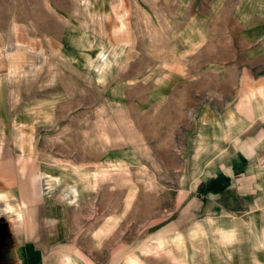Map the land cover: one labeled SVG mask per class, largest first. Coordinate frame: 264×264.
Wrapping results in <instances>:
<instances>
[{
    "label": "rangeland",
    "instance_id": "374dc122",
    "mask_svg": "<svg viewBox=\"0 0 264 264\" xmlns=\"http://www.w3.org/2000/svg\"><path fill=\"white\" fill-rule=\"evenodd\" d=\"M0 75L9 264H264V0H0Z\"/></svg>",
    "mask_w": 264,
    "mask_h": 264
},
{
    "label": "bare ground",
    "instance_id": "6f19581e",
    "mask_svg": "<svg viewBox=\"0 0 264 264\" xmlns=\"http://www.w3.org/2000/svg\"><path fill=\"white\" fill-rule=\"evenodd\" d=\"M91 45H95L93 42L91 43ZM8 54V66L7 68L9 69V73L10 75H14L16 76L17 74L22 73V69H21V57L18 54V51L12 52V53H7ZM113 55H109V54H97L96 57L94 58L93 56H86L85 57V61L87 64V67L90 69V71L96 72L97 74V78L100 79L102 78V76H104V74L107 73V66L106 63L107 62H112L114 61V59L116 60V54L112 53ZM73 58V57H72ZM92 69V70H91ZM90 73V72H89ZM91 74V73H90ZM1 78V75H0ZM260 94L263 95L264 97V90H260L259 91ZM241 111L246 110L242 105L239 106V108ZM122 117H119V120ZM122 120V119H121ZM107 126L101 122V125H99L98 129H99V134L105 135L107 137H109L108 135V128H106ZM22 143V142H21ZM22 165L20 166V172L22 175H25V173H27L28 170V163L30 162V157H23L22 158ZM37 166V165H36ZM34 167V166H33ZM7 172V171H6ZM8 173V172H7ZM16 173V172H15ZM20 177V176H19ZM31 177V181H32V189L31 192L34 194H38L41 196L42 194V174L39 171H32L30 173ZM97 177V176H96ZM20 179V178H19ZM22 179V178H21ZM24 179V178H23ZM20 181V180H19ZM22 181V180H21ZM24 181V180H23ZM27 182V181H26ZM21 184V182H20ZM19 184V185H20ZM23 185V184H22ZM27 185V183H26ZM47 186V185H46ZM27 187V186H26ZM23 188L22 190V198H21V209L17 210V216L18 218L21 219H25L28 218V214L30 213V205L32 204V202H34L33 197H28L29 195H31V193L29 194L26 190ZM29 187V185H28ZM44 190V189H43ZM1 195H4V193L0 192ZM6 198V197H5ZM14 198V197H12ZM38 198V197H37ZM12 202V201H11ZM31 203V204H30ZM36 203V202H35ZM5 204V203H4ZM7 204V203H6ZM13 204V203H12ZM13 206V205H12ZM77 206V205H76ZM77 208V207H75ZM12 209V208H11ZM16 209V208H14ZM9 210V209H8ZM77 210V209H76ZM15 214V213H13ZM34 216V215H33ZM38 217V216H36ZM16 218V217H15ZM37 221V220H36ZM37 224V223H36ZM71 225V223H70ZM36 226V225H35ZM54 243V242H53ZM46 244V243H45ZM76 252V251H75ZM61 260H60V264H71L72 263V253L69 249H63L61 250ZM79 257V256H78ZM126 263V262H125Z\"/></svg>",
    "mask_w": 264,
    "mask_h": 264
},
{
    "label": "crops",
    "instance_id": "0c3cea01",
    "mask_svg": "<svg viewBox=\"0 0 264 264\" xmlns=\"http://www.w3.org/2000/svg\"><path fill=\"white\" fill-rule=\"evenodd\" d=\"M261 85V84H260ZM260 85H258V86H260ZM264 86V85H263ZM248 87H252V88H254V87H257V86H250V85H245L244 86V88H243V90H242V92L240 93V94H242L243 93V91L246 89V88H248ZM243 95V94H242ZM242 95H241V97L239 98V100L242 98ZM259 98V100L260 99H263L264 100V98L261 96V95H259V94H257L255 97H254V99H253V109H254V112H253V115H252V117L251 118H258V117H264V113L262 112V110L261 109H259L257 106H256V99H258ZM239 102V101H238ZM240 110V109H239ZM242 113H243V111H241ZM244 115H246L245 113H243ZM247 116V115H246ZM249 117V116H248ZM256 148H258V149H264V145H258V146H256ZM262 150L261 151H259L258 152V154L260 153V152H262ZM240 158H235L234 160H233V163H234V166H236V164L237 163H240ZM262 166V165H261ZM256 167V166H255ZM258 169H260V168H257V170L256 169H254V164H253V162H250L249 163V165H248V167H247V173H249V175H253V174H256L257 172H260L261 173V171L259 170L258 171ZM260 173H259V175H260ZM1 176V175H0ZM2 177V176H1ZM1 179V178H0ZM257 180L259 181L260 180V178H257ZM243 183L245 184V185H252V183H249L248 181L246 182V180H243ZM255 184V186L261 191V192H258L259 194H261V193H263L264 194V188H263V186H262V183L260 184V183H254ZM250 185V186H251ZM254 186V187H255ZM252 187V186H251ZM250 187V188H251ZM225 189H226V186H225ZM252 189V188H251ZM33 207H35V205H32ZM262 206H264V205H261V207ZM27 241H29V242H31V241H33V242H35V240H33V239H28V240H26L25 241V243H27ZM17 243V242H16ZM19 245H21L20 243H18V246ZM38 248V250H39V247H36V249ZM61 250H63V249H59V250H54V251H52V254H50V256L49 257H45V254L44 253H42L41 252V257L39 258V260L37 261V263H34V259H33V256L32 257H30V261H29V264H60V257H61ZM26 254V253H25ZM25 257H27V254L25 255ZM71 264H80V261H79V263H78V261H76L74 258H73V255H72V263Z\"/></svg>",
    "mask_w": 264,
    "mask_h": 264
},
{
    "label": "flooded vegetation",
    "instance_id": "af4514ba",
    "mask_svg": "<svg viewBox=\"0 0 264 264\" xmlns=\"http://www.w3.org/2000/svg\"><path fill=\"white\" fill-rule=\"evenodd\" d=\"M9 236L8 224L0 217V264H9L11 256Z\"/></svg>",
    "mask_w": 264,
    "mask_h": 264
},
{
    "label": "trees",
    "instance_id": "16d2710c",
    "mask_svg": "<svg viewBox=\"0 0 264 264\" xmlns=\"http://www.w3.org/2000/svg\"><path fill=\"white\" fill-rule=\"evenodd\" d=\"M223 187L222 186H219L217 189L219 190V189H222Z\"/></svg>",
    "mask_w": 264,
    "mask_h": 264
}]
</instances>
